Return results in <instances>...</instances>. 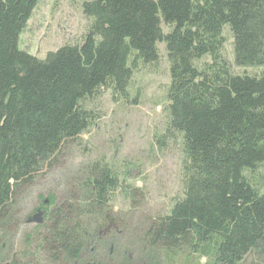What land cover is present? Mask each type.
I'll list each match as a JSON object with an SVG mask.
<instances>
[{
    "label": "trees",
    "instance_id": "trees-1",
    "mask_svg": "<svg viewBox=\"0 0 264 264\" xmlns=\"http://www.w3.org/2000/svg\"><path fill=\"white\" fill-rule=\"evenodd\" d=\"M39 1L0 0V225L20 188L99 120L101 93L125 95L135 73L158 66L162 44L169 81L153 142L178 146L181 186L148 221V246L204 264H243L254 250L264 259V0H83L79 41L42 59L18 48ZM125 184L107 163L89 165L84 199L51 204L33 253L0 264H86L113 228L94 227L116 222V193L134 197Z\"/></svg>",
    "mask_w": 264,
    "mask_h": 264
},
{
    "label": "rangeland",
    "instance_id": "rangeland-1",
    "mask_svg": "<svg viewBox=\"0 0 264 264\" xmlns=\"http://www.w3.org/2000/svg\"><path fill=\"white\" fill-rule=\"evenodd\" d=\"M83 0H40L19 38V49L42 59L68 42L79 41L86 20L81 13ZM225 54L231 62V39L225 33ZM161 60L151 71H138L132 76L125 95L111 96L103 91L93 103L99 120L74 141L60 149L56 162L45 169L32 183L20 188L14 197L5 224L0 225V262L20 253H33L32 235L42 222L45 209L51 204L84 194L81 183L89 165L107 163L119 181L135 191L134 197L115 195L112 204L114 224L105 220L92 252L82 262L94 264H204L184 254L167 259L148 246L146 231L151 218L165 214L169 200L180 191L179 154L177 145L160 149L153 142L163 123L162 106L169 79L162 44H158ZM235 71L238 69L234 68ZM70 200V201H71ZM40 216L36 218L37 214ZM93 228V227H92ZM93 230V229H92ZM38 264H52L39 259ZM264 264L260 250L243 260ZM68 264V263H62ZM78 264V263H70Z\"/></svg>",
    "mask_w": 264,
    "mask_h": 264
},
{
    "label": "water",
    "instance_id": "water-1",
    "mask_svg": "<svg viewBox=\"0 0 264 264\" xmlns=\"http://www.w3.org/2000/svg\"><path fill=\"white\" fill-rule=\"evenodd\" d=\"M40 216V213L37 214L36 218ZM36 222H39L40 223V220L37 219Z\"/></svg>",
    "mask_w": 264,
    "mask_h": 264
}]
</instances>
